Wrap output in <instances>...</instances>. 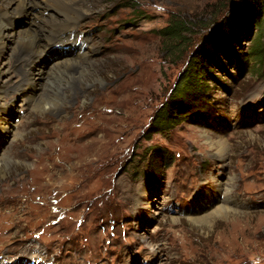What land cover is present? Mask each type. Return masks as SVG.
<instances>
[{"label":"rangeland","instance_id":"1","mask_svg":"<svg viewBox=\"0 0 264 264\" xmlns=\"http://www.w3.org/2000/svg\"><path fill=\"white\" fill-rule=\"evenodd\" d=\"M238 2L103 0L84 28L99 49L91 74L71 81L83 97L71 91L40 109H21L16 94L0 98L10 111L0 117L14 124L0 130V263L264 264V60L238 68L218 53L211 120L146 134L189 57L212 48L207 36ZM172 14L195 26L178 60L161 37ZM29 22L20 15L14 30ZM244 31L237 49L248 54L257 32ZM56 58H44L26 99L44 96ZM227 192L232 209L212 212Z\"/></svg>","mask_w":264,"mask_h":264},{"label":"bare ground","instance_id":"2","mask_svg":"<svg viewBox=\"0 0 264 264\" xmlns=\"http://www.w3.org/2000/svg\"><path fill=\"white\" fill-rule=\"evenodd\" d=\"M102 1L0 0V98L3 97L7 100H5L6 102H9V95L16 94L17 102L22 97L23 107L21 109L28 105L35 109L43 103L55 104L60 102L63 96L65 97L71 91L74 92L75 96L83 97L86 91L79 93L77 88L72 86L71 81L82 79L81 77L85 73L91 74L89 71L91 59L89 57L97 53L99 49L95 38L84 28L88 24L86 21L93 15L94 11L99 10ZM20 15L29 17L30 22L21 31H15V22ZM117 40L119 41L118 37L111 38L108 41V48L113 51L116 50L115 42ZM59 44L61 49L56 46ZM65 52L69 53L68 56H64L63 53ZM8 53L10 55L7 56ZM49 55H56L61 58H56L55 61L49 63L52 66L44 96L35 100L34 96L30 94L31 96L26 99L25 96L28 95V91L37 90L38 81L45 72L43 69L46 63H43L44 58L48 60ZM6 56L8 58L5 60ZM10 60L13 67H7V62ZM26 68H28L27 72L22 71ZM11 70L13 71L12 76L4 80L2 76ZM22 84H25L27 88H23L25 92L19 93L22 90ZM5 85H9L7 89H3ZM14 105L12 104L10 107H14ZM3 111L10 113L7 105H3L0 109V113ZM13 114H10L11 118ZM11 124L14 126L13 122H7L6 119L0 117V130L5 129L6 131ZM222 191L220 190V192ZM224 195V201L221 200V197H215L211 200L212 207H214L212 212L232 209L231 195L229 192ZM27 249H24L25 252H28ZM41 254H35L36 260L42 258L40 257ZM32 256L34 257V255ZM19 258H13L12 264H23V259L19 263L16 261ZM0 264H6V262Z\"/></svg>","mask_w":264,"mask_h":264},{"label":"trees","instance_id":"3","mask_svg":"<svg viewBox=\"0 0 264 264\" xmlns=\"http://www.w3.org/2000/svg\"><path fill=\"white\" fill-rule=\"evenodd\" d=\"M194 27L176 14L170 16L167 27L161 31L163 45L169 56H174L178 60L187 54L194 45L189 37ZM243 29L246 33L257 32L248 54L237 49L239 36L245 32ZM263 35L264 0H239L232 18L222 22L207 36L206 41L211 43L212 48L199 45L189 57L180 79L167 101L154 115L146 134L167 133L187 119L209 122L214 101L210 94L212 89L210 82L213 80L220 82L211 72L216 55L226 54L231 64L238 68H243L253 60L260 65L264 60V44L261 37ZM155 151L156 153L153 152L150 157L149 167L161 156L160 150Z\"/></svg>","mask_w":264,"mask_h":264}]
</instances>
